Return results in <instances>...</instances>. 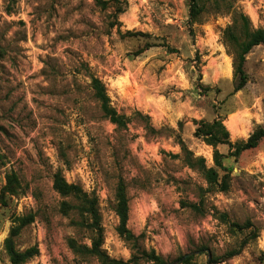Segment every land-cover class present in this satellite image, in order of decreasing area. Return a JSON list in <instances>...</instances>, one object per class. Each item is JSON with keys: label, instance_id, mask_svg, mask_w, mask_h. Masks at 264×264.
Wrapping results in <instances>:
<instances>
[{"label": "rangeland", "instance_id": "374dc122", "mask_svg": "<svg viewBox=\"0 0 264 264\" xmlns=\"http://www.w3.org/2000/svg\"><path fill=\"white\" fill-rule=\"evenodd\" d=\"M231 1L264 27V0ZM201 3L206 8L192 20L188 0H111L106 8L95 0H0V193L11 172L22 184L0 204V264H10L4 241L14 217L30 214L16 237L21 250L39 248L26 264H101L71 247L91 240L75 209L62 211L66 198L53 188L58 170L98 196L103 248L112 257L135 251L118 231L124 181L128 227L167 264H264V139L238 156L219 146L231 170L226 192L207 191L178 143L181 137L213 166L214 149L195 136V120L223 118L233 142L264 127V44L248 54L249 81L233 93V58L222 41L232 15L214 0ZM147 42L156 45L137 55ZM91 74L129 117L126 127L104 115ZM233 250L240 252L212 262Z\"/></svg>", "mask_w": 264, "mask_h": 264}, {"label": "trees", "instance_id": "16d2710c", "mask_svg": "<svg viewBox=\"0 0 264 264\" xmlns=\"http://www.w3.org/2000/svg\"><path fill=\"white\" fill-rule=\"evenodd\" d=\"M95 1L102 8H106L111 0ZM188 2L192 20H197L200 13L206 8V4H202V0H188ZM214 3L218 5L219 12L224 11L232 15V23L227 25L222 31V41L228 54L233 58L234 93L245 88L249 81V73L246 69L247 56L254 47L264 44V27H255L249 15L243 10L234 7L231 0H214ZM222 3L225 5L223 6L224 8H222ZM123 11V8H119V13ZM154 43L147 42V46L138 50L137 55L142 53L144 49L155 46L156 44ZM91 87L104 115L118 127H126L129 117L120 113L112 105L105 83L94 74H91ZM137 113L140 117L146 119L148 131L152 133L158 132L157 128L151 123L150 116L144 115L140 111ZM195 123V136L201 138L214 149V165L208 166L206 159L203 156H196L186 145L185 141L179 137L178 143L181 146L184 160L190 167L198 169L204 175L208 183L207 189H210L207 191L218 190L226 192L231 186V170L225 165L224 158L226 155L220 151L219 146L228 145L233 149L232 155L238 156L242 151L256 148L259 145L261 140L264 139V127H258L246 141L233 142L230 130L223 118L216 117L212 121L195 120ZM1 157L0 154V161ZM175 157H178V154H175ZM21 187L22 184L18 174L16 172L9 173L7 175V183L0 193V204L7 205L8 196L18 194ZM53 188L62 197L66 198L62 203V211L69 213V211L75 209L76 213L81 217L80 220H76V224L80 227L85 226L89 231L90 245L78 244L75 240H71L70 244L74 251L94 257L101 264H141V261L149 264H167L165 258L157 254L154 248L147 250L139 244V239L143 237V234L137 236L128 227L129 199L124 181H120L117 187L115 209L120 220L118 231L121 236L132 243V247L135 250L129 259L112 257L103 248L104 228L98 196L89 193L77 183L69 182L61 170L56 171L54 174ZM184 205L198 209L197 203L189 202ZM223 218L226 223L242 228L239 224L231 223L226 214H223ZM33 220L34 216L32 214L14 217L10 233L4 241V249L9 257L10 264H26L30 259L38 255L39 248L37 245L24 250L19 249L16 245V237L21 233L23 227ZM239 252V250H233L222 258H214L212 262L219 263L237 255ZM192 257L184 259L183 262H188Z\"/></svg>", "mask_w": 264, "mask_h": 264}, {"label": "water", "instance_id": "95a60500", "mask_svg": "<svg viewBox=\"0 0 264 264\" xmlns=\"http://www.w3.org/2000/svg\"><path fill=\"white\" fill-rule=\"evenodd\" d=\"M209 252V254H210V251H208Z\"/></svg>", "mask_w": 264, "mask_h": 264}]
</instances>
